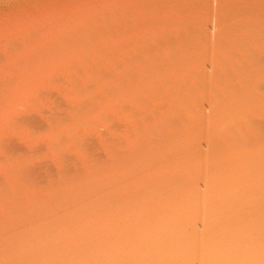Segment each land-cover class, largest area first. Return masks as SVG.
<instances>
[{"label":"rangeland","instance_id":"obj_1","mask_svg":"<svg viewBox=\"0 0 264 264\" xmlns=\"http://www.w3.org/2000/svg\"><path fill=\"white\" fill-rule=\"evenodd\" d=\"M154 107L176 124L141 145ZM263 121L264 0H0V183L10 190L46 193L63 176L71 186L75 168L99 160L109 178L129 159L118 176L133 192L186 184L207 216L219 168L241 176L260 161L264 174Z\"/></svg>","mask_w":264,"mask_h":264},{"label":"bare ground","instance_id":"obj_2","mask_svg":"<svg viewBox=\"0 0 264 264\" xmlns=\"http://www.w3.org/2000/svg\"><path fill=\"white\" fill-rule=\"evenodd\" d=\"M160 109L154 107L150 114L148 125L155 128L143 129L141 145L148 136L154 142L158 139L160 133L155 130L159 125L176 124L175 116ZM230 110L218 107L216 112L225 113L226 122L242 124L233 115L235 109ZM180 136L171 135L169 145ZM239 138L245 140L244 135ZM169 148L166 151L173 160L176 153L172 155L174 149ZM132 161L115 164L117 173L109 178L100 174L104 164L100 160L92 163L94 167L91 164L92 169L81 165L83 169L71 172L72 180L68 177L70 190L61 174L62 181L59 177V182L54 179V184H46L50 187L46 193L36 184L41 194L33 186L13 191L0 183V264H264V174L259 172L260 161L248 164L241 176L238 171L229 173L228 165L219 168L225 180L219 183L214 178L205 185L206 198L217 195L203 217L198 189L193 192L186 184L144 181L143 193L133 192L134 185L128 186L118 176V170H131ZM28 168L33 173L30 164L27 171L22 167L20 172L26 174ZM135 168L147 170L145 165ZM155 173L151 171L149 176ZM187 191L193 193L188 204L179 199ZM234 194L242 195L236 207L231 204Z\"/></svg>","mask_w":264,"mask_h":264}]
</instances>
